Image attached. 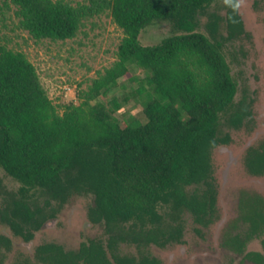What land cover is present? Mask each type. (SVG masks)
Masks as SVG:
<instances>
[{"label": "trees", "instance_id": "trees-1", "mask_svg": "<svg viewBox=\"0 0 264 264\" xmlns=\"http://www.w3.org/2000/svg\"><path fill=\"white\" fill-rule=\"evenodd\" d=\"M9 1L20 27L36 40L73 39L87 20L103 14L124 34L117 60L79 91V103L61 107L48 96L26 54L8 48L0 36V167L55 203L46 217L32 210L24 195H11L0 212L2 221L29 242L73 198L91 197L88 219L101 225L106 237L82 242L77 251L38 246L32 258L16 264H162L148 248L182 244L184 213L201 227L218 218L213 152L230 144L229 135H219V118L238 90L224 47L251 37L237 0L228 1L224 16L208 17V35L192 28L214 0ZM253 6L264 10V0H253ZM161 20L178 28L191 25V31L144 46L139 35ZM132 65L145 77H133ZM125 76L138 86L107 105L101 102L99 97ZM129 101L143 107L144 121L122 127L115 114ZM252 103L233 117L235 127L252 119ZM244 163L251 175H264V142L248 148ZM238 208L223 244L243 253L247 242L264 232V199L242 193ZM123 244L134 245L137 256L121 254ZM1 248H11L4 235ZM245 258L264 264L259 253Z\"/></svg>", "mask_w": 264, "mask_h": 264}, {"label": "rangeland", "instance_id": "rangeland-1", "mask_svg": "<svg viewBox=\"0 0 264 264\" xmlns=\"http://www.w3.org/2000/svg\"><path fill=\"white\" fill-rule=\"evenodd\" d=\"M74 3L87 0H71ZM229 0H214L201 13L193 30L208 35V17L215 13L224 16ZM238 11L250 39H240L225 45L224 53L238 90L235 100L219 118V135H229L230 144L219 146L213 152L214 177L217 184L218 218L208 227L196 225L189 213H184L185 230L183 242L168 244L164 248L150 246L148 252L162 264H252L223 246L227 226L238 216V203L242 192L257 194L264 199V175H250L245 168L248 148L264 142V10L253 6V0H237ZM191 31L178 28L171 21H156L139 35L144 46L161 43L165 38ZM225 35L224 26L220 27ZM0 36L8 48L21 51L34 64L41 83L55 105L79 103V91L86 90L98 73L117 60V51L124 36L122 29L113 23L108 14L87 20L78 35L70 40H36L19 25L16 8L9 0H0ZM132 76L144 78L146 73L137 65L130 66ZM138 86L136 80L126 76L118 79L117 85L102 94L99 100L105 105L116 97L121 98ZM253 102L252 119L235 127L233 117ZM122 127L125 122L144 121L143 107L129 101L115 114ZM24 192H21V190ZM14 195H24L32 210L39 209L46 217L55 203L38 188L26 189L0 167V212L6 200ZM92 206L91 197H75L66 204L55 219H46L42 229L34 235L30 244L15 237L8 226L0 220V234L12 239V249L3 251V264H14L19 255L32 257L35 247L47 243L60 245L65 251H77L82 242L105 239L103 227L92 224L87 216ZM159 212L162 213V210ZM1 216V215H0ZM264 239V235L262 237ZM123 255L137 256L134 245H120ZM243 252H261V239L250 241Z\"/></svg>", "mask_w": 264, "mask_h": 264}, {"label": "flooded vegetation", "instance_id": "flooded-vegetation-1", "mask_svg": "<svg viewBox=\"0 0 264 264\" xmlns=\"http://www.w3.org/2000/svg\"><path fill=\"white\" fill-rule=\"evenodd\" d=\"M248 172V171H247ZM249 173V172H248ZM250 174V173H249ZM251 175V174H250ZM254 176V175H253ZM258 177V176H257ZM242 193H246V192H242ZM241 193V194H242ZM248 194V193H247ZM239 201H240V198H239ZM238 207H239V203H238ZM238 215H239V208H238ZM57 217V216H56ZM238 217V216H237ZM55 219V218H54ZM0 220H1V222L3 223V224H5L6 226H8L5 222H3L2 221V219H1V216H0ZM52 220V219H51ZM234 221V220H233ZM232 221V222H233ZM231 222V223H232ZM230 223V224H231ZM229 224V225H230ZM45 225V224H44ZM229 225L227 226V229L225 230V232L228 230V228H229ZM199 226V225H198ZM9 227V226H8ZM43 228V227H42ZM41 228V229H42ZM9 229H10V227H9ZM11 230V229H10ZM11 232H12V230H11ZM36 232H38V231H36ZM36 232H34L33 233V240H34V235H35V233ZM224 232V233H225ZM12 234L14 235V233L12 232ZM0 235H4V236H6V237H8L9 239H10V241H11V248L9 249V250H7V249H5V248H1L0 249V253H1V257H2V262H3V251H5V252H9V251H11V249H12V239H11V237L10 236H7L6 234H0ZM263 235H264V232L262 233V234H260V235H258L257 237H254L252 240H254V239H261V244H262V247H263V249H264V239L262 238L263 237ZM15 237H18V236H16V235H14ZM18 238H20V237H18ZM25 244H30L32 241H29V242H25L22 238H20ZM252 240H250V241H252ZM223 241H224V235H223ZM249 241V242H250ZM249 242H247V244L249 243ZM223 243V242H222ZM47 244H54V243H47ZM246 244V245H247ZM43 245H45V244H43ZM55 245H57V244H55ZM39 246H42V245H39ZM60 246V245H59ZM223 246H224V244H223ZM38 247V246H37ZM62 247V246H61ZM224 247H226V246H224ZM246 247V246H245ZM36 248V247H35ZM35 248H34V250H35ZM63 248V247H62ZM227 248V247H226ZM64 249V248H63ZM229 249V248H228ZM34 250H33V253H34ZM231 250V249H230ZM65 251V250H64ZM231 251H233V250H231ZM234 252V251H233ZM236 253V252H235ZM246 253H249V252H246ZM245 252H243V253H241V254H244V258H245V254H246ZM255 253H259V254H261V256L264 258V253H261V252H255ZM238 254H240V253H238ZM33 256V255H32ZM22 258H32V257H26V256H23V255H19V257H17V259H16V261H15V263L14 264H16L17 263V261L18 260H20V259H22ZM246 260H248V261H250L252 264H258V263H255V262H253V261H251V260H249V259H247V258H245ZM159 260V259H158Z\"/></svg>", "mask_w": 264, "mask_h": 264}]
</instances>
